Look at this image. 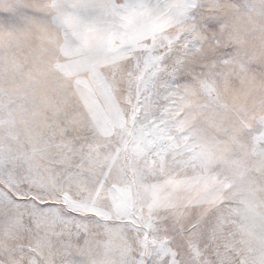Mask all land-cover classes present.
Returning <instances> with one entry per match:
<instances>
[{
    "label": "snow or ice",
    "instance_id": "obj_1",
    "mask_svg": "<svg viewBox=\"0 0 264 264\" xmlns=\"http://www.w3.org/2000/svg\"><path fill=\"white\" fill-rule=\"evenodd\" d=\"M0 264H264V0H0Z\"/></svg>",
    "mask_w": 264,
    "mask_h": 264
}]
</instances>
